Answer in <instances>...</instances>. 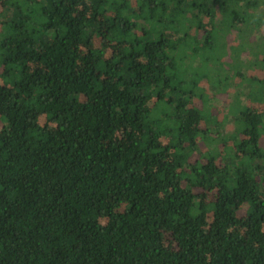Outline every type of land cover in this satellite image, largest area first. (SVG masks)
Instances as JSON below:
<instances>
[{"label": "trees", "instance_id": "trees-1", "mask_svg": "<svg viewBox=\"0 0 264 264\" xmlns=\"http://www.w3.org/2000/svg\"><path fill=\"white\" fill-rule=\"evenodd\" d=\"M257 71L264 0H0V264H264Z\"/></svg>", "mask_w": 264, "mask_h": 264}, {"label": "rangeland", "instance_id": "rangeland-1", "mask_svg": "<svg viewBox=\"0 0 264 264\" xmlns=\"http://www.w3.org/2000/svg\"><path fill=\"white\" fill-rule=\"evenodd\" d=\"M208 29H211V25L210 24H208ZM194 34V33H193ZM227 41L229 42V44H228V48H227V51H228V54L229 55H227V58H226V61L227 60H229L228 58H230V54L232 53V47H233V36H232V34L230 33L229 35H228V37H227ZM242 67H244L245 65L244 64H242L241 65ZM251 73V75L253 74V75H256V72H250ZM257 73H258V76L259 77H262V78H264V74L263 73H260V72H258L257 71ZM232 79H236L235 81L236 82H239L240 80H238V76H232L231 77ZM201 84H203V85H206V86H208V84H207V81H205V82H201ZM241 83H239V85H240ZM201 87H202V85H201ZM232 92H234V91H232ZM228 94L229 95H231V97H232V95L233 94H231V93H229L228 92ZM229 99L230 98H228V95L227 94H224L223 92H221L220 93V95L217 97V99H216V104L217 105H219L220 106V104H224L225 103V101H227L228 103H229ZM219 108H222V106H220ZM227 108V110H228V106L226 107ZM222 110H223V112L222 111H215L214 112V114H215V117L217 116V117H223L224 118V121L227 119V118H225V115H223L224 113L225 114H227L228 115V113H227V110H225V109H223L222 108ZM215 120H218V118H216ZM227 128H228V130H231V127L228 125L227 126ZM219 143H220V140L218 141ZM200 146H201V150H202V152H206L209 148H208V146L209 145H207V147H206V144H200ZM197 156H199V155H197V154H194L193 155V157L191 158V159H197L198 157ZM199 159V158H198ZM202 159V156H200V160ZM200 163V162H199ZM239 215H240V217H244L243 216V214H242V212H240L239 213Z\"/></svg>", "mask_w": 264, "mask_h": 264}]
</instances>
